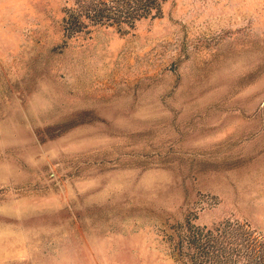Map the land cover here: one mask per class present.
Here are the masks:
<instances>
[{
	"label": "rangeland",
	"instance_id": "obj_1",
	"mask_svg": "<svg viewBox=\"0 0 264 264\" xmlns=\"http://www.w3.org/2000/svg\"><path fill=\"white\" fill-rule=\"evenodd\" d=\"M98 1L0 0V264H264V0Z\"/></svg>",
	"mask_w": 264,
	"mask_h": 264
},
{
	"label": "trees",
	"instance_id": "obj_2",
	"mask_svg": "<svg viewBox=\"0 0 264 264\" xmlns=\"http://www.w3.org/2000/svg\"><path fill=\"white\" fill-rule=\"evenodd\" d=\"M155 0H115V5H106V1H98L102 6L88 4L90 23H132L135 18L147 15L153 8L157 9ZM73 19V18H72Z\"/></svg>",
	"mask_w": 264,
	"mask_h": 264
}]
</instances>
